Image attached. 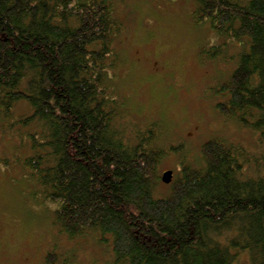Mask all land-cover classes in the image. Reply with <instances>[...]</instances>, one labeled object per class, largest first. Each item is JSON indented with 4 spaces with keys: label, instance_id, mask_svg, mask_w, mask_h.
Segmentation results:
<instances>
[{
    "label": "trees",
    "instance_id": "trees-1",
    "mask_svg": "<svg viewBox=\"0 0 264 264\" xmlns=\"http://www.w3.org/2000/svg\"><path fill=\"white\" fill-rule=\"evenodd\" d=\"M193 1L194 22L223 40L201 58L233 64L215 108L254 148L212 138L188 159L160 145L158 122L131 115L114 83L118 0H0L3 153L56 205L57 236H95L110 249L103 264H264V0ZM172 153L182 157L163 194ZM58 246L45 264H75Z\"/></svg>",
    "mask_w": 264,
    "mask_h": 264
},
{
    "label": "rangeland",
    "instance_id": "rangeland-1",
    "mask_svg": "<svg viewBox=\"0 0 264 264\" xmlns=\"http://www.w3.org/2000/svg\"><path fill=\"white\" fill-rule=\"evenodd\" d=\"M118 2L125 33L118 43L121 62L114 83L131 115L142 123L158 122L160 145L184 146L188 159L212 138L254 148L256 136L215 108L214 86L228 79L233 64L201 58L203 48L223 40L209 25L194 22V1ZM3 144L0 139V264H45L56 242L59 253L72 252L75 264H103L110 249L95 236L74 241L57 236L52 225L56 205L33 197L29 180L12 162L16 154L3 153L13 143ZM7 155L9 166L1 163ZM180 157L169 154L160 175L173 171L174 177ZM160 190L166 194L169 187L161 185Z\"/></svg>",
    "mask_w": 264,
    "mask_h": 264
},
{
    "label": "water",
    "instance_id": "water-1",
    "mask_svg": "<svg viewBox=\"0 0 264 264\" xmlns=\"http://www.w3.org/2000/svg\"><path fill=\"white\" fill-rule=\"evenodd\" d=\"M162 182L165 185H169L172 183L173 181V171H166L162 174V178H161Z\"/></svg>",
    "mask_w": 264,
    "mask_h": 264
}]
</instances>
